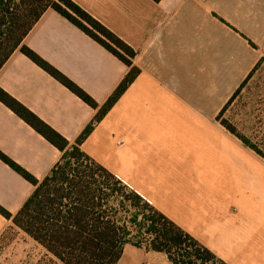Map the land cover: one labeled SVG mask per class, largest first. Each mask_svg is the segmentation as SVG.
Wrapping results in <instances>:
<instances>
[{
    "label": "crops",
    "instance_id": "0c3cea01",
    "mask_svg": "<svg viewBox=\"0 0 264 264\" xmlns=\"http://www.w3.org/2000/svg\"><path fill=\"white\" fill-rule=\"evenodd\" d=\"M71 1L131 47L140 70L80 150L224 263L264 264V160L217 119L262 57L264 0ZM22 45L99 106L128 72L51 9ZM0 88L69 145L96 114L19 50ZM0 153L38 181L61 159L1 102ZM33 191L0 160L5 211L15 215ZM11 227L0 215V237ZM116 264L171 263L128 243Z\"/></svg>",
    "mask_w": 264,
    "mask_h": 264
},
{
    "label": "trees",
    "instance_id": "16d2710c",
    "mask_svg": "<svg viewBox=\"0 0 264 264\" xmlns=\"http://www.w3.org/2000/svg\"><path fill=\"white\" fill-rule=\"evenodd\" d=\"M48 9L65 18L128 68L102 106L22 45L25 36ZM16 50L96 111L93 121L69 145L0 88V102L61 152L60 161L42 181L0 153V160L34 187L32 195L15 215L1 206L0 215L11 221L10 230L22 232L44 251L36 264H116L128 243L163 253L171 264H226L80 150L96 124L140 74L133 65L135 51L71 0H0V69ZM235 101H238L237 112L247 111L249 107L247 134L240 129L239 113L232 120L222 119ZM237 118L240 122H235ZM217 119L244 147L264 160V57L241 82Z\"/></svg>",
    "mask_w": 264,
    "mask_h": 264
},
{
    "label": "rangeland",
    "instance_id": "374dc122",
    "mask_svg": "<svg viewBox=\"0 0 264 264\" xmlns=\"http://www.w3.org/2000/svg\"><path fill=\"white\" fill-rule=\"evenodd\" d=\"M251 47L256 48L255 44ZM259 54L264 57V49H260ZM237 102L233 103L222 119L232 120V116L239 113L240 129L247 134L250 124L249 116L247 115L249 107L247 111L241 110V112H237L235 109ZM239 120L237 118L235 122H240ZM43 255L44 251L35 242L16 230L7 229L4 239L0 241V264H36Z\"/></svg>",
    "mask_w": 264,
    "mask_h": 264
}]
</instances>
